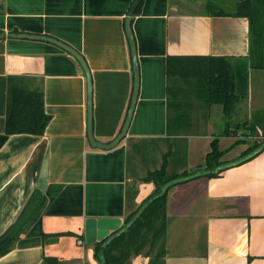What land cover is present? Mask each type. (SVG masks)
Instances as JSON below:
<instances>
[{
    "label": "crops",
    "instance_id": "0c3cea01",
    "mask_svg": "<svg viewBox=\"0 0 264 264\" xmlns=\"http://www.w3.org/2000/svg\"><path fill=\"white\" fill-rule=\"evenodd\" d=\"M135 1L0 0V34L48 36L83 56L93 84V134L102 144L121 133L131 104L134 70L126 19ZM208 2L142 1L131 22L139 94L126 137L110 150L89 141L87 77L79 61L48 41L0 38V237L37 188L46 155L48 179L41 191L46 205L22 236L74 234L45 246L15 247L0 264H45V256L56 264H100L96 243L86 242L87 220L118 218L125 225L156 189L143 179L165 160L169 175H182L205 164L214 140L229 150L222 159L228 164L261 142L264 70L253 62L263 54H252L248 18L210 16ZM169 56L226 57L239 97L231 117L217 105L206 113L194 109L191 129L169 137ZM11 86L43 93L51 117L43 136L6 135ZM252 137L256 140L249 142ZM167 215L165 255L158 261L156 252L134 257V264H264V151L216 177L199 175L174 185Z\"/></svg>",
    "mask_w": 264,
    "mask_h": 264
},
{
    "label": "trees",
    "instance_id": "16d2710c",
    "mask_svg": "<svg viewBox=\"0 0 264 264\" xmlns=\"http://www.w3.org/2000/svg\"><path fill=\"white\" fill-rule=\"evenodd\" d=\"M232 3L233 8L226 9L215 0H209L206 13L210 16L248 18L252 34V54L254 52L263 54L260 60L254 59L253 64L256 68L264 70V0H232ZM141 5L142 2L134 15L140 13ZM166 68L167 133L169 137L181 135L191 129V112L194 109H205L204 113H206L211 107L217 105L222 107L226 118L231 117L239 97L235 92V74L226 57L169 56ZM50 120L51 117L45 110L44 95L40 90L31 91L10 87L5 125L7 136L18 134L43 136ZM255 133L257 131L252 127L250 136H254ZM263 145L264 133L261 142L255 143L238 160L254 153ZM263 151L264 149L261 153ZM228 152L229 150L219 148L217 140L212 141L210 152L205 160V167L196 172L201 176L216 177L224 171L220 170L221 167L228 164L222 160ZM167 162L165 160L161 169L150 172L143 179L145 183H154L156 189L152 196L125 220V225L130 224L127 230L106 247L103 246L106 240L95 244V256L100 264H134L132 261L134 257L144 255L145 258L155 252L158 261L165 255L168 192L174 185L185 182L181 181L183 178L196 173L185 172L182 175H169ZM45 205V197L36 188L19 217L0 237L11 236L13 238L10 244L0 250V257L8 254L15 247L45 246L51 240H56L61 236L74 235L72 233L43 234L38 238L22 236L39 219ZM147 244H149L148 248ZM157 261L153 260L149 264H157ZM44 262L45 264H56L57 259L45 256Z\"/></svg>",
    "mask_w": 264,
    "mask_h": 264
},
{
    "label": "water",
    "instance_id": "95a60500",
    "mask_svg": "<svg viewBox=\"0 0 264 264\" xmlns=\"http://www.w3.org/2000/svg\"><path fill=\"white\" fill-rule=\"evenodd\" d=\"M143 0H136L135 3L132 5L131 10L129 12V17L126 19V31L129 38L130 46H131V56L133 61V70H134V90L133 95L131 99V104L129 107V111L125 120V123L123 125V128L121 130V133L109 144H102L95 140L94 134H93V84H92V77L90 69L83 58L81 54H79L76 50L69 47L65 43L48 37V36H36V35H29V34H0V38L4 36L12 37V38H29V39H37V40H44L51 42L66 51L70 52L81 64V66L84 69V72L87 77V97H88V138L93 147L104 149V150H110L115 148L120 142L124 140V138L127 135L129 126L131 124L133 114L135 111L137 98L139 94V85H140V70H139V62L137 57V46H136V40L135 36L133 34V30L131 27V22L134 17L135 11L137 7L140 5V3ZM264 149V145L256 150L254 153L246 156L245 158L226 164L225 166L221 167L220 170H226L230 167H233L235 165L242 164L243 162H246L248 160H251L252 158L256 157L261 153V151ZM205 167V164L195 167L191 169V172L194 173L198 169H203ZM199 173H195L191 176H187L183 178L181 181H187L188 179L194 178L199 176ZM47 179H48V155L45 156L42 170L38 179L37 188L40 191H44L47 185ZM178 183V181H176ZM139 215V214H138ZM137 215V216H138ZM130 226L128 225H122V220L118 218H104V219H88L86 222V242L89 244H95L98 242L105 241L103 244L104 247L108 246V244L114 240L116 237L122 235L127 228ZM13 241V238L11 236H3V238H0V250L3 249L5 246L10 244ZM104 264V263H103Z\"/></svg>",
    "mask_w": 264,
    "mask_h": 264
},
{
    "label": "rangeland",
    "instance_id": "374dc122",
    "mask_svg": "<svg viewBox=\"0 0 264 264\" xmlns=\"http://www.w3.org/2000/svg\"><path fill=\"white\" fill-rule=\"evenodd\" d=\"M196 1H198V0H196ZM224 2H227V0H223ZM229 1V3H224V2H218V0H216V2L217 3H219L220 5H222L223 7H225L226 9H232L233 8V3H232V0H228ZM214 108H221V107H219V106H217V107H214ZM219 123H217L216 124V126H215V129L216 130H218L219 128L217 127V125H218ZM249 137V136H248ZM246 138H247V136H246ZM247 140V139H246ZM256 139L254 138V137H252V138H250L248 141L249 142H254ZM161 241V240H160ZM160 244V243H159ZM149 247V244H147V248ZM159 248H160V245H159ZM158 248V249H159ZM145 253V252H144ZM144 256V255H143ZM142 256V257H143Z\"/></svg>",
    "mask_w": 264,
    "mask_h": 264
},
{
    "label": "built area",
    "instance_id": "2783aa9c",
    "mask_svg": "<svg viewBox=\"0 0 264 264\" xmlns=\"http://www.w3.org/2000/svg\"><path fill=\"white\" fill-rule=\"evenodd\" d=\"M81 244H83L82 242H80Z\"/></svg>",
    "mask_w": 264,
    "mask_h": 264
}]
</instances>
